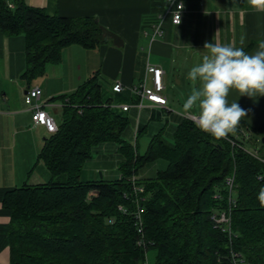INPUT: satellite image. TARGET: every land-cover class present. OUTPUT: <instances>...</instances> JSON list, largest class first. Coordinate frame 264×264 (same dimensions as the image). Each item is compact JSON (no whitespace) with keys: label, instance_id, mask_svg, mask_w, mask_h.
I'll return each mask as SVG.
<instances>
[{"label":"trees","instance_id":"trees-1","mask_svg":"<svg viewBox=\"0 0 264 264\" xmlns=\"http://www.w3.org/2000/svg\"><path fill=\"white\" fill-rule=\"evenodd\" d=\"M12 2L14 7L0 0V30L25 36L28 80L44 74L47 63L59 62L66 46L96 48L110 38L96 16L50 15L25 0ZM168 3L152 0L153 11L164 12ZM102 92L95 74L59 97V129L47 133L39 154L51 178L10 190L4 199L12 210L6 264H144L146 258L150 264H235L233 251L238 264H264V207L258 200L264 187V124L251 127L242 119L227 139H215L185 115L172 141L163 128L140 153L138 142L124 137L132 120L128 110L114 107ZM140 127L137 139L146 129ZM108 142H117L123 156L119 178L83 180L85 161ZM257 142L263 152L246 147ZM158 159H165L167 168L139 176ZM224 211L231 212V236L212 218Z\"/></svg>","mask_w":264,"mask_h":264},{"label":"crops","instance_id":"crops-1","mask_svg":"<svg viewBox=\"0 0 264 264\" xmlns=\"http://www.w3.org/2000/svg\"><path fill=\"white\" fill-rule=\"evenodd\" d=\"M25 1L34 7H44L50 15L96 16L104 27L123 39V45H115L110 38L96 48L68 45L59 62L47 63L44 74L28 80L24 77L25 36L0 30V264L10 260L12 210L4 205L7 192L51 178L39 158L47 132L43 126L34 124L33 113L25 102L30 88L40 86V100L59 120L63 105L59 97L74 92L97 74L104 98H112L117 105H131L126 112L132 121L137 119V125L157 120L161 123L160 130L166 128V132L174 133L181 117L186 115H181L182 105L196 83L188 79V73L209 54L204 44H231L254 54L259 43L264 42V4L253 6L249 0H180L185 6L181 23L175 25L167 17L161 34L156 33V25L164 12L153 11L152 0ZM148 65L163 69V95L167 103L157 105L145 100L139 109L136 106L139 98L133 88L140 86L146 77L147 85L152 86ZM116 82L123 83L122 92H114ZM228 101L237 102L246 110L243 120L249 126L264 124V96H239L232 90Z\"/></svg>","mask_w":264,"mask_h":264},{"label":"clouds","instance_id":"clouds-1","mask_svg":"<svg viewBox=\"0 0 264 264\" xmlns=\"http://www.w3.org/2000/svg\"><path fill=\"white\" fill-rule=\"evenodd\" d=\"M253 6L264 0H249ZM178 8H183L179 5ZM175 25L181 23L179 11L173 14ZM243 44V40L241 41ZM202 62L193 66L188 79L198 82L182 105L181 115L187 114L201 131L215 139H227L247 116L237 102L229 103L232 90L239 96L250 98L264 96V42L259 43L254 54L231 44L205 43ZM258 200L264 207V187L259 190Z\"/></svg>","mask_w":264,"mask_h":264},{"label":"built area","instance_id":"built-area-1","mask_svg":"<svg viewBox=\"0 0 264 264\" xmlns=\"http://www.w3.org/2000/svg\"><path fill=\"white\" fill-rule=\"evenodd\" d=\"M183 5V8H178L179 5ZM10 7H14V3L9 0ZM185 10L184 3L180 0H169L168 6L164 13L160 17V22L156 25V33L161 34L162 33V24L164 20L167 17H171L173 21V14L177 11L180 13L181 21L183 12ZM147 73L152 74V86L147 85V77L143 83H141L140 86H136L133 88V92L137 95L139 98V102L136 104V106L141 109L143 107L144 101H150L157 105H165L167 103V98L163 95V90L165 88L164 82H163V69L160 66L157 65H148L147 67ZM124 89L123 83L116 82L113 85V90L115 92H122ZM41 94L42 89L40 86H35L33 88H30L28 92L25 95V102L28 105L29 109H31L33 113V121L35 125H41L45 128L47 133H54L57 132L59 129L58 121L54 115H52L50 112H48L45 108L46 103L41 101ZM114 107L122 108L123 110H129L131 105L125 104V105H117L114 104ZM188 117V115H186ZM233 144H235L233 142ZM264 161V159H263ZM261 178V176H259ZM226 184L229 187L230 193L233 191L234 187V177L229 176L226 179ZM142 190L141 188L139 189ZM230 200H231V194H230ZM232 201V200H231ZM119 209L123 212H126V208L124 206H119ZM141 207L138 206V209L136 211V217L138 218L139 223V232L143 234V227H142V218H141ZM217 223L224 224V229L229 232V235L231 236V212H219L213 215L212 217ZM142 243V241H141ZM239 254L235 251L232 252V258L235 264L237 263V257ZM144 264H150V260L146 258Z\"/></svg>","mask_w":264,"mask_h":264},{"label":"rangeland","instance_id":"rangeland-1","mask_svg":"<svg viewBox=\"0 0 264 264\" xmlns=\"http://www.w3.org/2000/svg\"><path fill=\"white\" fill-rule=\"evenodd\" d=\"M198 85V82L194 83L192 87ZM187 115V114H186ZM55 116V114H54ZM59 117V115H57ZM137 119L131 120L129 127L127 128L124 137L129 142L135 144L138 142L140 153H144L148 145L150 143V139L152 136L157 133L161 128L160 121L154 120L151 123L146 125V122L142 121V125L140 127V123L136 124ZM139 122V121H138ZM147 126L146 129L140 134L138 139L136 138L137 129L143 128ZM233 134V133H232ZM166 137L168 140H173V133L170 130H167ZM246 147L248 149H252L255 153L263 152V147L260 142L255 144L246 143ZM123 159L122 153L119 150V146L117 142H108L102 143L97 146L93 150L92 156L87 158L84 163L81 177L82 179H107V178H119V164ZM168 166V162L165 159H158L155 162L150 163L149 165L141 168L139 172L140 177H152L157 174V172L161 169H165ZM46 179L45 181H47ZM44 182V181H43ZM141 200L136 199V204ZM232 235V234H231ZM151 258L153 259L155 256V252H151Z\"/></svg>","mask_w":264,"mask_h":264},{"label":"water","instance_id":"water-1","mask_svg":"<svg viewBox=\"0 0 264 264\" xmlns=\"http://www.w3.org/2000/svg\"><path fill=\"white\" fill-rule=\"evenodd\" d=\"M103 30L105 32V34L112 38L113 39V42L115 43V45H118V46H121L123 45V39L115 32L109 30L108 28L106 27H103ZM263 141H264V138H263Z\"/></svg>","mask_w":264,"mask_h":264}]
</instances>
